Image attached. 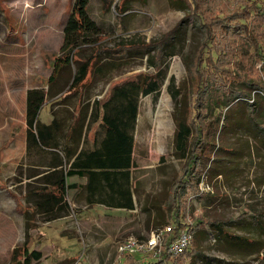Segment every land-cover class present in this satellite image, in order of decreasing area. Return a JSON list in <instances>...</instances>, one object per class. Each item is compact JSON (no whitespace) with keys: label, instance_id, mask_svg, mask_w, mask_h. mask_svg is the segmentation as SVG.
Returning <instances> with one entry per match:
<instances>
[{"label":"rangeland","instance_id":"1","mask_svg":"<svg viewBox=\"0 0 264 264\" xmlns=\"http://www.w3.org/2000/svg\"><path fill=\"white\" fill-rule=\"evenodd\" d=\"M73 3L74 0H0V261L4 256V264H8L12 246L8 238L15 236V245L22 246L24 237L29 235V228L23 224L28 201H32L25 194L29 188L26 178L40 171L38 158L47 155L29 148L28 90H48L47 81L54 59L60 54ZM188 11L184 0H90L88 13L102 30L94 37L98 48L88 44L82 53L88 57L97 51L99 56L93 66V81L89 76L86 86L80 87L72 98L62 102L48 100L40 120L49 123L57 116L66 122V127L79 106L91 105L115 83L138 74H158L159 90L140 97L134 131L133 177L137 178L134 191L138 211L121 215L117 243L131 234L147 236L166 224L156 205H163L175 178L182 176L189 157L197 154L198 164H207L205 176L178 187L184 207L181 215L188 223H194L195 241L185 254L167 260V264H263L258 256L264 250V130L250 118L245 108L247 99L223 115L227 108L219 97L222 92L215 90L237 78H263V59L254 54L252 46L248 47V54L231 53L219 61L214 57L215 62L209 59L206 68V63L200 67L203 72L198 71L200 58L193 52L204 34L194 19L188 18ZM249 20L255 24L254 34L262 30L257 25L259 21L251 17ZM163 37L169 40L164 48ZM189 61L192 73L187 69ZM200 81H204L203 88ZM208 89L216 98L210 102L217 100L219 106L208 102ZM252 95L258 107L257 121L264 123V96L256 91ZM185 102L196 121L186 157L177 148L175 136V113ZM224 122L218 135L217 128ZM36 220L39 226L45 218L37 216ZM117 223L118 218L109 219L104 228L109 232V227ZM197 224L202 230L197 229ZM78 228L85 237H98L101 232L91 222ZM64 232L70 234L71 229ZM34 234L37 237L30 248L43 246L40 230H33ZM233 234L240 235L235 237L239 241L252 243L239 247L230 242L233 239H225L234 238ZM92 247L93 244L90 250ZM136 257L141 261L143 256ZM55 258L56 255L35 264H52ZM96 261L92 256L81 264ZM101 261L116 264L115 256ZM149 262L154 260L149 258L146 264Z\"/></svg>","mask_w":264,"mask_h":264},{"label":"trees","instance_id":"2","mask_svg":"<svg viewBox=\"0 0 264 264\" xmlns=\"http://www.w3.org/2000/svg\"><path fill=\"white\" fill-rule=\"evenodd\" d=\"M184 1L189 10L188 18L194 19L195 24L204 34L195 48L196 51L193 52L196 58H200V63L196 66L198 71L203 72L200 67L206 63L204 65L206 68L209 59L215 62L216 58L214 57H217L219 61L226 59L227 55L231 53L248 54L249 48L252 46L254 54L261 57V60L263 59L261 70L264 71V0ZM89 3L90 0H74L71 16L64 29L63 45L60 54L54 59L53 71L47 81L48 90L45 91L43 88L28 90L26 117L29 125V148L36 153L47 152L51 154L49 165L51 167L61 165V167L43 177L44 180L55 183L56 186L51 191L46 192L48 187L40 186L37 183L38 180L34 185L30 184L27 194L31 197L35 208L34 212L28 217L27 227H33L32 219L36 214L42 215L45 219H52L69 213L70 206L65 200L66 191L69 187L66 176L75 173L87 175L90 183L98 182L100 178H103L107 188L111 192H118L121 199H123L118 205L126 208H134L135 206L131 192L130 167L133 163L134 131L138 117L139 100L142 95L145 96L159 90L158 74H138L133 78L115 83L105 95L95 99L91 105L79 106L76 113L71 114L73 120L66 127V122H63L57 116L48 124L40 120V112L46 101L53 98L57 102H62L66 98H72L80 87L86 86L89 76L93 81V66L99 61V56H97V51L88 57H83L82 53L84 47L88 44H91L94 49L98 48L99 43L94 42V37L99 36L102 30L100 25L88 13ZM250 17L259 21L257 25L262 26L263 31L258 30L259 32L255 33L256 35L253 33L255 24L251 25L253 23L251 20L247 22ZM172 32L167 36L175 33V31ZM168 41V38H164L163 48ZM187 69L192 73L191 61L187 63ZM215 73H218L217 70H215ZM203 84L204 81L199 82L201 88L204 87ZM218 85L220 86V84ZM215 90L222 92V96L219 97L224 104L223 106L227 108L223 115L235 105L241 106L240 100L247 99L245 108L250 118L255 125H259L264 130V123L257 121L258 107L252 95V92L256 91L264 96V77L237 78V80L234 79L232 82L221 85V89L216 88ZM208 92H210V99L208 100L210 105L217 103L219 106L217 100L213 103L210 102L216 98L213 97L212 90L208 89ZM181 105L175 113V136L177 148L186 157L187 151L191 150L196 121L195 119L193 121L189 114L188 103L186 105L185 102ZM214 105L216 106V104ZM225 124L226 122L219 124L217 128L218 135H220ZM84 128L87 131L84 142L89 140L88 132H93V148L86 150L83 147L70 168L65 170L64 162L58 157V153L48 148L58 149L61 146L65 151V156L69 157L71 153L77 150ZM62 140L63 144L61 145ZM205 157H208V155H205ZM196 158L197 154L189 157V163L183 169L182 176L178 175L171 188L166 192L163 207L167 224L174 222L178 228L189 224L193 227L192 231L195 229L194 223H188L181 215L184 207L179 200L178 187L182 183L192 184L195 180L200 181L205 176L207 168L205 166L207 164L202 165L203 161L198 164ZM77 167H87L95 170L77 171L75 170ZM38 173L39 171L30 175ZM260 224L263 229V224ZM197 229H201L198 224ZM221 229L224 228L220 227ZM195 236L197 237V235ZM236 236L240 235H232L234 238ZM234 238L225 239L227 241L233 239L230 242L239 247L245 246V242L247 244L252 243L249 241L242 242L243 240L239 241L236 238L234 240ZM194 239L195 237L193 241H195ZM185 252L182 254H185ZM41 257L42 253L40 251L34 249L29 251L27 242H25L22 246L14 248L10 264H32L34 260H39ZM258 257L264 264V250ZM168 259L169 256L165 254L163 258L148 264H167Z\"/></svg>","mask_w":264,"mask_h":264},{"label":"crops","instance_id":"3","mask_svg":"<svg viewBox=\"0 0 264 264\" xmlns=\"http://www.w3.org/2000/svg\"><path fill=\"white\" fill-rule=\"evenodd\" d=\"M86 133H87L86 128H84L82 139L79 143L77 150L74 153H71L69 157L65 156V151L61 148V146L58 149L48 148L50 150L51 149L55 150L58 153V157H60L64 162L65 170L70 168L72 162L77 158L79 152L82 150L83 147L86 150L93 148V132L91 131L88 132L89 140L84 142ZM24 148L26 151L27 140L24 142ZM42 156L38 158V167L40 169L39 173L36 175H29L28 178H26V180L29 183V187L30 184L34 185L38 180L37 183L40 186L48 187L46 192H49L53 188H55L56 185L52 181L48 182L47 180H44L43 177L46 174H50L51 171H54L55 169L61 167V165H59L58 167H51L49 165L51 160V154L47 153V155L43 157ZM134 156H135V144L133 147V158ZM134 169L135 167L133 162L132 166L130 167V172H131L132 199L135 204L134 208H126L118 205V203L123 199H121L120 194L118 192L116 191L111 192V190L107 188L103 178H100L98 182L90 183L89 177L85 174L75 173L72 175H67L66 182L69 185V187L67 188L66 191L65 200L68 202V205L70 206L69 213L64 216L55 217L52 219H45L44 221L42 220L43 222H41V225L39 226L37 224L39 221H37L36 218L37 216H42V215L36 214V216L32 219L34 223L33 227H28L29 235L27 236V238L24 237L26 240L24 239L23 244L27 242V249L29 251L34 249L42 253V257L39 260H34L32 264H35L41 259L48 261L49 260L48 258H53L54 255H56L57 260L55 258L52 261V264H64V263L69 264L71 260L72 261L77 260L80 257L82 259L81 261L87 263V260H90V257L92 256L93 258H97L95 264H102L101 260H104L103 262H106V260L112 258L113 256H115V262H116L117 244H118L116 239L118 235H120L121 233L118 225L121 222L120 217L121 215H124L126 213H131L134 215L138 211V206H139L136 193L134 191L137 180V178L135 179V177H133ZM75 170L86 171V170H95V169H90L87 167H77ZM27 191L28 188L25 190V194L27 198L28 197L31 198L30 196H28ZM162 204H163L162 207L158 205H156V207L157 209H160L161 212H163L164 217L166 219V214L163 210L164 203ZM27 206L28 208L24 212L26 213L27 216L26 220H24L23 222L24 226L25 225L27 226L28 217L32 214V212H34V208H35L33 202L30 199L28 201ZM112 218H118V223L117 226L112 225L111 227H109L110 231L108 232L107 229L104 228V224L107 223L108 220ZM90 222L92 225H95L96 227L100 228L101 232L98 237H94L90 235H86L85 237L83 231L78 228L79 226H81V224L85 225V224H89ZM69 228L71 229L70 234L64 232V230ZM33 230L36 232L37 231L39 232L40 230V235H42L40 243L42 242L43 246H34L33 248H30V244L36 239L35 237H37L36 234L32 235ZM74 230L75 232L74 234H72V231ZM23 233L25 234L24 227H23ZM70 239H73L74 242ZM8 241L12 243L10 252L8 254L9 255L8 264H10L14 248L19 247L21 245H15V236L12 237V239L10 240L8 238ZM91 244H93V247L90 250ZM93 252H96V254L92 255ZM3 259L4 256L2 257V261H0V264H4L2 263ZM125 264H137V263L134 258H131Z\"/></svg>","mask_w":264,"mask_h":264},{"label":"built area","instance_id":"4","mask_svg":"<svg viewBox=\"0 0 264 264\" xmlns=\"http://www.w3.org/2000/svg\"><path fill=\"white\" fill-rule=\"evenodd\" d=\"M192 226L186 224L177 227L174 222L152 230L147 236L130 235L117 244L116 264H125L131 258L137 264H146V260L152 258L155 261L163 258L165 254L169 259H174L185 252L194 238ZM136 254H140L142 260H138ZM81 257L74 264H81ZM150 263V262H149Z\"/></svg>","mask_w":264,"mask_h":264}]
</instances>
